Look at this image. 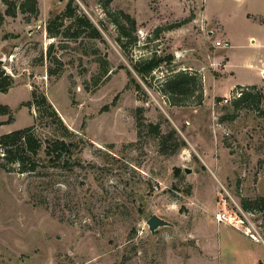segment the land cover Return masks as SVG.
<instances>
[{"label": "rangeland", "instance_id": "obj_1", "mask_svg": "<svg viewBox=\"0 0 264 264\" xmlns=\"http://www.w3.org/2000/svg\"><path fill=\"white\" fill-rule=\"evenodd\" d=\"M26 1L0 0L1 67L13 78L0 93L12 112L0 116V135L33 126L42 151L35 173L0 169V264H205L197 240L217 246L220 235L223 251L209 264H231L238 246L214 221L222 208L243 213L263 242L262 213L241 204L264 197V78L243 63L264 64V0H72L99 39L49 37L47 22L69 0H34L36 14L19 9ZM121 13L135 22H124L127 38L113 23ZM153 55L173 60L143 79L133 64ZM182 71L198 86L171 105L163 82ZM240 84L263 99L235 106L255 92ZM34 90L59 121L22 105ZM149 124L167 136L164 153ZM56 139L70 155L52 165L43 149ZM153 214L173 226L152 236ZM255 247L264 259V244Z\"/></svg>", "mask_w": 264, "mask_h": 264}, {"label": "trees", "instance_id": "obj_2", "mask_svg": "<svg viewBox=\"0 0 264 264\" xmlns=\"http://www.w3.org/2000/svg\"><path fill=\"white\" fill-rule=\"evenodd\" d=\"M29 4L28 10L26 5ZM22 12H30L36 14V2L34 0H27L24 4L19 6ZM6 16H15V6L11 4L10 7L5 11ZM123 21L117 22L114 20V25H116L119 37H129L125 33V24L129 23L131 29H135V22L127 14L121 13ZM1 21V20H0ZM68 22V25L66 23ZM180 24H175L170 26V28L178 27ZM168 29V28H167ZM46 34L49 37H68L72 39H77L81 35H84L91 39L101 38L99 30L90 22V20L84 15H78L77 6L72 5V0L66 4L65 9L59 15L54 16L46 24ZM128 44L135 43L136 39L128 40ZM125 47V44H122ZM135 45V44H134ZM51 48L48 47V49ZM173 60L171 55L166 58H158L156 56L149 57L144 60L136 61L133 64V70L135 73L145 78L154 70H156L162 63L170 62ZM48 75H53L54 73L50 70L47 71ZM196 74H188L185 72H174L171 73L163 84L166 87L165 93L168 95V101L171 105L181 106L183 102L191 97H194L195 88L198 85ZM13 86V78L5 74L0 66V93H7L8 90ZM242 88L237 85L235 88ZM249 88L252 92H241L240 96L234 101L235 106H240L242 104H255L262 100L263 96L261 92H257L256 86H243ZM164 88V87H162ZM165 89V88H164ZM22 105L30 108L35 107L38 113V119H42V107L47 109V114L45 116L51 118L53 121H59L56 112L53 110L52 106L46 101L44 94L37 93L35 90L31 92V98L29 101L23 103ZM140 111V109H138ZM41 113V114H39ZM12 112L8 106L0 104V116H8L11 118ZM41 115V116H40ZM1 125V124H0ZM137 125L140 122L137 120ZM149 130L154 135L159 136V148L162 153L166 151L165 142L167 139L166 135H160L159 128L157 125H148ZM33 126L29 128H24L10 133L0 135V169L5 171H10L8 167L13 165L17 166V172L19 173H35L39 167V153L42 151V142L34 135ZM46 145L43 149L44 155L49 157V162L54 165L57 164L63 156L68 157L70 152L71 144L65 142L62 139H56L53 141L45 142ZM183 143V142H181ZM65 165L67 163H64ZM178 174V170H175ZM244 211H257L262 213V219L264 222V197L256 199L254 201H244L241 204ZM264 226V225H263Z\"/></svg>", "mask_w": 264, "mask_h": 264}, {"label": "crops", "instance_id": "obj_3", "mask_svg": "<svg viewBox=\"0 0 264 264\" xmlns=\"http://www.w3.org/2000/svg\"><path fill=\"white\" fill-rule=\"evenodd\" d=\"M251 43H253L252 40H251ZM214 58L215 59H218V58L221 59V56H215ZM259 61L260 60L258 59V62ZM243 63L246 67H248V69L252 68L256 72H258L259 74L262 70H264L263 62L256 63L254 61V59H252L250 57H247L246 59H244ZM258 64H260V65H258ZM229 65H230V56H226V60H225V63L223 66H224V68H226ZM239 86H251V85L240 84ZM232 90L229 88V90L227 92L219 94V96H221V97L225 96L226 94H228ZM216 226L219 227L218 228L219 234H221V232L224 233V236L223 235L222 236H223L225 242L230 241L229 244L231 242H235L236 245L238 246L237 248L234 249V252H233V258H234L235 262H233L231 264H259V263H264V259L261 257L260 250H257L255 247V244L260 243V242L252 241L250 238H248L246 235H244V233L241 230H236V229L232 228L231 226H229L228 224L216 223ZM195 236L197 237L196 232H195ZM220 238H221V235L219 237V241H218L217 246H215L213 242L209 243V240L208 241H205L204 239H203V241L197 240V243L199 244V248L201 249L200 251L205 256V264H209L214 257H216L217 259L220 257L221 251H223L222 247H221V239ZM246 239L248 240V242L250 244L247 242H246L247 243L246 245L243 244V242L246 241ZM261 243L264 244V241ZM225 244L226 243H224V245ZM224 249H225V247H224ZM237 258H238V261L236 262Z\"/></svg>", "mask_w": 264, "mask_h": 264}, {"label": "built area", "instance_id": "obj_4", "mask_svg": "<svg viewBox=\"0 0 264 264\" xmlns=\"http://www.w3.org/2000/svg\"><path fill=\"white\" fill-rule=\"evenodd\" d=\"M214 46L216 48L223 49V48L228 47L229 45H228V42L216 41L214 43ZM260 74L264 78V71H261ZM214 220L218 224L225 223L236 230H241L244 233V235H246L248 238H250L254 242H262V239L258 231L255 229L256 225H252L247 220V217L243 213H241L240 216L234 213V216H232L228 214L224 208H222L214 214ZM259 226L257 227L260 228Z\"/></svg>", "mask_w": 264, "mask_h": 264}, {"label": "water", "instance_id": "obj_5", "mask_svg": "<svg viewBox=\"0 0 264 264\" xmlns=\"http://www.w3.org/2000/svg\"><path fill=\"white\" fill-rule=\"evenodd\" d=\"M3 64V59H0V66ZM185 173H189V169L184 170ZM146 226L148 228L149 233L154 236L155 233L160 229L164 227H171L173 224H171L169 221L165 220L162 217H159L155 214L150 216V218L146 221Z\"/></svg>", "mask_w": 264, "mask_h": 264}]
</instances>
